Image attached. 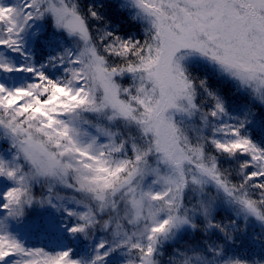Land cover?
<instances>
[{
    "label": "snow or ice",
    "instance_id": "6c2138e0",
    "mask_svg": "<svg viewBox=\"0 0 264 264\" xmlns=\"http://www.w3.org/2000/svg\"><path fill=\"white\" fill-rule=\"evenodd\" d=\"M110 7L0 0V264H264V0Z\"/></svg>",
    "mask_w": 264,
    "mask_h": 264
},
{
    "label": "trees",
    "instance_id": "16d2710c",
    "mask_svg": "<svg viewBox=\"0 0 264 264\" xmlns=\"http://www.w3.org/2000/svg\"><path fill=\"white\" fill-rule=\"evenodd\" d=\"M102 2L105 3L106 5H109V4L111 5V7L108 9V14L111 16V19L113 20V22L115 24L120 25V27L122 28L123 31H133V32L135 31V29L130 26L128 20L122 14H120L118 9L116 8V0H102ZM195 70L198 72H203V69H201V68H196ZM222 87L226 88L227 86L225 85ZM228 98H229L230 102H232V103H235V104L241 103V100L238 97H236L235 95H232L231 93H229ZM257 113L258 114L261 113V115L264 116V108H257ZM0 146L5 147V145H3V144H0ZM249 230L260 231V228L258 225H251L249 227ZM246 233H244L240 237V244L234 248V251H236L240 254L246 253V255L250 256L252 253V250L250 249V247H252V246L249 243V241L246 239V237H247ZM256 253L261 254V251L260 252L257 251Z\"/></svg>",
    "mask_w": 264,
    "mask_h": 264
},
{
    "label": "rangeland",
    "instance_id": "374dc122",
    "mask_svg": "<svg viewBox=\"0 0 264 264\" xmlns=\"http://www.w3.org/2000/svg\"><path fill=\"white\" fill-rule=\"evenodd\" d=\"M232 103V102H231ZM235 104V103H234ZM260 114V115H259ZM258 115H257V121H260L261 119H264V116L263 115H261V113H259ZM254 132L257 134V135H260L261 134V129L259 128V127H255L254 128ZM4 147L3 146H0V150H2ZM247 237H246V239L249 241V243L251 244V246L252 247H250V249L252 250V253H251V255H253V254H257L256 252L258 251V252H260V251H262V249H261V242L260 241H257V240H254L252 237H253V235H259L260 234V231H255V230H253V231H251V230H249V231H247ZM246 254V253H245ZM250 255V256H251Z\"/></svg>",
    "mask_w": 264,
    "mask_h": 264
}]
</instances>
